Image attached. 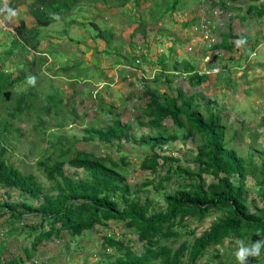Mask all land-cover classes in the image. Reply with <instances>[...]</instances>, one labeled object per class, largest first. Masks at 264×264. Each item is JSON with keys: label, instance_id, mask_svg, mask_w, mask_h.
Masks as SVG:
<instances>
[{"label": "trees", "instance_id": "16d2710c", "mask_svg": "<svg viewBox=\"0 0 264 264\" xmlns=\"http://www.w3.org/2000/svg\"><path fill=\"white\" fill-rule=\"evenodd\" d=\"M77 1L32 0L27 5L33 26L28 27L27 20L18 21L13 28L14 36L9 41L10 46L0 62L5 59L15 60V51H18L17 57L22 53H26V56L16 61L20 66L17 69L18 77L12 79V72L0 70V101L9 94L16 81H21L26 76L25 73L30 72L31 68L37 66L43 59V57H35V52L38 50V34L42 26L57 21L59 14L68 13L70 6ZM126 1L114 0L121 6ZM152 1L153 4L164 5V10L159 9L160 17L165 12L170 15L174 11L181 10L182 6V0H166L164 3ZM135 2L138 6L139 3L136 0ZM245 4L244 17L240 20H248L252 16L261 18L264 15V0H246ZM5 5L15 9V4L11 1L4 3L0 0V8ZM209 6H219L224 9L225 3L218 0L216 3L210 2ZM107 7H116V5L109 4ZM237 9L241 10V7ZM249 15L250 17H247ZM134 21L139 22L137 19ZM190 24L186 21L182 25L185 27ZM93 27L96 26L93 24ZM134 30L145 37L144 27L140 22ZM234 36L228 25L225 39L212 46V49L231 51L233 45L227 39ZM102 38L107 46L112 38L110 29L97 30L90 42L95 45L97 40ZM242 39H245L244 35L240 37V40ZM253 47L254 45L243 51L242 62L248 59ZM50 50L44 52L49 53ZM137 56L143 60V55ZM110 58L113 57L110 55ZM215 58H218L217 54ZM131 59L136 62V55L133 54ZM157 64L162 71L155 75L152 82L159 81L167 85L170 80L163 77L167 63L160 57L157 59ZM131 65L138 67L137 63ZM212 67L217 69L214 75L220 74L222 77L220 81H215L229 84L232 90L236 91V83L230 79V66L215 63ZM71 68L72 66H68L61 70L65 72ZM178 70L182 74H187L186 79L190 83L195 81L198 85L206 80L205 74L195 72V67L191 64L184 62L178 68L173 62L169 73L177 74ZM31 90L32 85L28 83L23 93L15 94L12 98V106L5 114L9 119L0 120V193L6 199L0 206L7 210L8 219L18 224L21 220L28 219V216L32 219L38 218L37 222L33 223L32 220L19 228L25 233L28 242L21 249L22 254L19 253L18 257L13 258L16 263L23 258L24 260L36 258V248L42 241L59 239L63 232L71 242H76L84 234L96 231L95 227L107 228L108 221L118 222L122 226V232L134 234L135 241L140 243L142 249L135 254L125 245L124 236L120 240H114L108 235L102 236V255H105V248L119 252L113 262L106 260L104 264H198L206 249L221 246L226 239L230 242L243 241L246 244L264 240V149L253 150L244 156L240 155L233 144L230 145L237 136V131H233L229 138H226L221 113L213 109L211 101L199 111L198 105L192 104L193 97L184 96L179 89L171 96L165 92L156 94L144 88L143 93L148 101L140 111L142 120L136 117V124L149 128L150 131L142 132L136 137L132 134L129 124L119 120V115L114 113L111 105L106 109L111 116L108 123L100 126L87 123L80 137L73 134L65 135V130L61 131L64 127L60 123L62 121L56 120L55 125L58 130L55 132H59L52 142L47 141V143L51 148L58 145V154L53 159L44 156L36 163L37 169L41 171L47 182V185H44L33 174L22 173L13 166L4 157L5 148L1 146L7 141L6 134L11 132V119L23 112L34 113L31 118L36 122V126L42 129L45 127V122L39 111L47 115L51 112L50 108H59L62 105V97H60L50 107L53 99L49 96L45 99L44 106L37 107ZM96 93L94 96L98 97ZM55 114H57L56 110L51 118L54 119ZM71 115L76 117L73 109ZM165 119L170 120L173 130H169L162 123ZM46 131L47 129L41 130V133L44 134ZM13 135L21 136L17 129L14 130ZM78 141L97 145L99 148L76 149L73 146ZM175 141L181 144L188 141L193 144L195 154L190 160L194 167L181 163L179 157L162 155L156 151L157 148ZM123 142H134L138 147L144 148L137 168L152 175V178H144L135 191L128 186L123 173L127 165L126 155L122 153L114 159L107 152H101L105 146H114L120 150ZM65 165L71 169L70 173L63 169ZM205 175L210 178L208 182L204 180ZM248 177L252 185L257 187L255 194L259 201V206H253L252 209L249 202L251 204L253 200H248V185L245 183ZM165 184L171 185L172 189L163 194L161 199L164 206L159 207L154 203L155 199L152 198L151 193H147V188L151 187L156 195L165 190ZM11 191L16 193L17 199L14 201H9ZM139 193L142 194V198L138 196ZM214 213L218 215L211 219L207 229L194 237L190 244L183 241L177 247H173L178 237L175 230L177 227L184 228L189 220L201 222ZM4 215L5 213L0 212V218ZM0 229L3 227L0 226ZM16 229L18 228H13ZM188 234L192 236L193 230ZM261 259L264 264V249L259 256L249 258L253 264H258ZM225 261L226 259L215 264Z\"/></svg>", "mask_w": 264, "mask_h": 264}, {"label": "rangeland", "instance_id": "374dc122", "mask_svg": "<svg viewBox=\"0 0 264 264\" xmlns=\"http://www.w3.org/2000/svg\"><path fill=\"white\" fill-rule=\"evenodd\" d=\"M3 1L4 3L11 1L13 4L28 2ZM136 1L139 3L138 6L135 0H127L122 6L114 0H78L70 6L68 13L61 12L57 21L42 26L39 30L38 50L35 52V57H43V59L37 66L31 68V73L26 72V76L21 81H16L9 94L0 101V120L9 119L5 114L12 106V98L15 94L26 90L29 76L36 78L31 91L34 93L37 107L44 106L45 99L49 96L53 99L50 107L60 97H62V105L59 108H50L51 112L47 115L39 111L45 122V127L42 129L37 127L36 122L31 118L34 113L23 112L11 119V132L6 134L7 141L1 146L5 148L4 157L22 173H31L41 183L47 185L36 163L44 156L53 159L58 154L59 146L55 145L51 148L47 143V141L52 142L59 132H55L58 130L55 125L56 120L62 121L60 123L64 127L61 131L65 130V135L73 134L80 137L87 123L94 126L108 123L111 116L106 109L108 105H111L114 113L119 115V120L129 124L135 137L142 132L150 131L149 128L136 124V117L142 120L140 111L148 101L143 93L144 88L156 94L165 92L171 96L174 95L175 90L179 89L184 96L193 97L192 104H197L199 111H202L205 104L211 101L213 109L221 113L226 138H229L233 131H237V136L233 138L230 145L233 144L240 155L244 156L253 150L264 149V15L261 18L249 15L248 20H240L244 17L243 9H245L246 0L232 2L221 0L225 3L224 9L219 6H209L210 2L216 3L218 0H182L181 10L174 11L170 15L165 12L160 17L159 9H165L163 4H153L152 0ZM156 1L157 3L166 2V0ZM109 4L116 7L108 8ZM237 7H241V10ZM16 13L17 15L11 20L5 19L6 13H0V59L10 46L9 41L14 36L13 28L18 20H27L28 27L33 26V19L28 14L27 7L16 9ZM134 19L139 20L143 25L145 37L134 30L139 23ZM186 21L191 24L184 27L182 24ZM93 24L96 27H93ZM228 25L231 27L232 34L235 35L234 38L227 39L233 45L232 50L212 49V46L225 39ZM107 29H110L112 34L109 44L106 46L102 38L92 45L90 41L93 40L97 30ZM59 31L64 33L58 34ZM243 35L245 43L237 46ZM252 45L254 47L248 59L242 62L243 51L248 50ZM44 50H50V52H44ZM17 52L15 51V60L5 59L0 62V70L12 72V79L18 77L17 69L20 66L16 64V61L26 56V53H22L17 57ZM133 54L136 55V62L131 59ZM140 54L143 55V60L137 56ZM216 54L218 58H215ZM110 55L113 58H110ZM160 57L167 63L163 72V77L170 80L167 85L159 81L152 82L155 75L162 71L157 64V59ZM127 62L137 63L138 67L134 68L136 71H132L131 75L126 76L125 74L132 70V67L125 70ZM173 62L178 68L184 62L191 64L195 67V72L205 74V82L198 85L195 81L190 83L186 79L187 74H182L180 70L177 74L173 72L171 75L169 72ZM215 63L230 66V79L236 83V91H233L229 84L216 82L222 77L220 74L212 75L211 70ZM68 66H72L71 70L65 72L61 70ZM95 92L98 93V97L94 96ZM71 109L75 111L76 117L71 115ZM55 110L57 114L53 119L51 117ZM162 123L169 130H173L169 119H165ZM14 128L19 131L20 137L13 135ZM46 129V133L42 134L41 130ZM60 144L63 143L60 142ZM92 145L78 141L73 147L85 150L98 147ZM156 151L162 155L179 157L181 163L194 167L190 160L195 154L194 147L188 141L184 144L179 141L170 142L157 148ZM101 152H107L114 159L122 153L126 155L127 165L123 173L132 191H135L144 178H152L148 172H141L137 168L144 148L138 147L136 143L123 142L120 150L114 146H105ZM254 161L256 162L255 159ZM63 169L67 173L71 171L66 165ZM209 179V176H204L206 182ZM245 183L248 185V200H253L251 204L249 202L252 209L253 206H259L255 194L257 187L252 185L249 177ZM171 189V185L165 184L164 191L155 195L151 187H148L147 193H151L152 198L155 199L154 203L163 207L161 197ZM0 194L1 204L6 199L2 193ZM138 196L142 198L141 193ZM16 199V193L11 191L9 201ZM0 212L5 213L0 218V226L3 227L0 229V251L7 247L13 250L18 249V254H22L21 249L27 245L28 239L19 228L32 220L33 223L37 222L38 218L32 219L28 216V219H23L18 224L8 219L7 210L2 209L1 206ZM217 215L214 213L201 222L189 220L184 228L177 227L175 230L178 237L173 247H177L183 241L190 244L194 237L207 229L211 219ZM107 224V228L95 227L96 231L84 234L76 242H71L63 232L59 239L42 241L36 248L37 257L32 264H104L106 260L113 262L118 257V251L105 248V255L101 254L103 252L101 237L107 235L114 240H120L124 236L125 245L135 254L141 251L142 247L135 241L134 234L122 232V226L118 222L108 221ZM15 227L18 229L13 230ZM192 230L193 235L190 236L188 232ZM238 242L237 240L230 242L226 239L221 246L206 249L204 256L198 260V264H215L225 259L226 261L221 264H239L235 257ZM248 264L253 263L248 260ZM258 264H262V259Z\"/></svg>", "mask_w": 264, "mask_h": 264}, {"label": "clouds", "instance_id": "9594fccd", "mask_svg": "<svg viewBox=\"0 0 264 264\" xmlns=\"http://www.w3.org/2000/svg\"><path fill=\"white\" fill-rule=\"evenodd\" d=\"M0 13H6L5 19L11 20L13 17L17 15L16 11L14 9H11L5 5L3 8H0ZM245 43V41L242 39L238 41L237 46H241ZM132 62H127V68L125 70H128L129 67H132L130 72H127L125 75H131L132 71H136L132 65ZM135 65V64H134ZM126 66V65H123ZM119 67V66H116ZM216 69V68H212ZM217 70V69H216ZM217 72V71H216ZM216 72L212 73V75L216 74ZM198 74H204V73H198ZM207 74H210L207 72ZM114 77V76H112ZM36 82V78L34 76L28 77V83L31 85H34ZM96 93V92H95ZM264 249V240H257L255 242H252L250 245L244 244L243 241L238 242V248L235 252V257L239 264H248V260L250 257H257L261 254V250Z\"/></svg>", "mask_w": 264, "mask_h": 264}, {"label": "crops", "instance_id": "0c3cea01", "mask_svg": "<svg viewBox=\"0 0 264 264\" xmlns=\"http://www.w3.org/2000/svg\"><path fill=\"white\" fill-rule=\"evenodd\" d=\"M23 1H28V2L27 3H23V4L22 3L21 4H15V9H14L15 11H16V9L21 8L23 6H25V8H26L27 5L32 0H23ZM19 20H22V19H19ZM18 252H19L18 249L17 250H13V249H9V248L6 247L2 251H0V264H32L33 263L34 258L32 260L30 259V262L28 260H24V258H23V259H21L22 261L19 260L16 263L15 262L16 260H14L13 258L18 257ZM3 253H6V254H3Z\"/></svg>", "mask_w": 264, "mask_h": 264}, {"label": "built area", "instance_id": "2783aa9c", "mask_svg": "<svg viewBox=\"0 0 264 264\" xmlns=\"http://www.w3.org/2000/svg\"><path fill=\"white\" fill-rule=\"evenodd\" d=\"M216 71H217L216 69H212V70H211L212 73H214V72H216Z\"/></svg>", "mask_w": 264, "mask_h": 264}]
</instances>
